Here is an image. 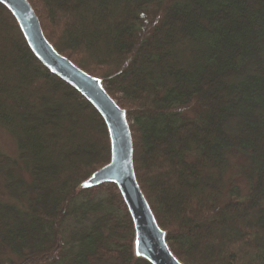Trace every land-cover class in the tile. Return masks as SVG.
<instances>
[{"label": "trees", "instance_id": "16d2710c", "mask_svg": "<svg viewBox=\"0 0 264 264\" xmlns=\"http://www.w3.org/2000/svg\"><path fill=\"white\" fill-rule=\"evenodd\" d=\"M27 1L125 110L137 182L177 259L264 264V0ZM0 127L16 147L0 150V264H150L116 186H83L110 160L102 117L1 4Z\"/></svg>", "mask_w": 264, "mask_h": 264}, {"label": "water", "instance_id": "95a60500", "mask_svg": "<svg viewBox=\"0 0 264 264\" xmlns=\"http://www.w3.org/2000/svg\"><path fill=\"white\" fill-rule=\"evenodd\" d=\"M0 4L15 19L34 57L90 103L107 127L110 160L95 170L83 186L92 188L105 183L116 186L133 223V249L137 257L150 264H183L170 250L166 233L158 225L137 182L132 135L125 110L107 93L99 78L83 71L51 45L27 0H0Z\"/></svg>", "mask_w": 264, "mask_h": 264}, {"label": "rangeland", "instance_id": "374dc122", "mask_svg": "<svg viewBox=\"0 0 264 264\" xmlns=\"http://www.w3.org/2000/svg\"><path fill=\"white\" fill-rule=\"evenodd\" d=\"M186 112L189 115H193V110L192 109H189ZM74 120H75L74 122H75L76 126H75V128L73 130L71 129L72 136L76 135L77 130H78V128H80V123H81L79 121L78 117L75 118ZM0 150L2 152H4L5 154H7V155L15 156V150H16L15 141H14L13 137L5 129H3L1 127H0ZM143 155L145 157H149V152L144 151ZM242 161H243V159H241L240 157L233 156L231 158V167H230V169L228 171V176H227V178L228 177H234L238 181L237 185H238V187L240 189V193L241 194L244 193V191L246 190V180L244 179V176L242 174L238 173V169H237V165L242 163ZM151 165H152V163H151L150 159H149V161L145 162V164H144L145 168H148L150 171H151V168H152ZM1 189H2V182L0 180V193L2 191ZM208 225H210V224L208 223Z\"/></svg>", "mask_w": 264, "mask_h": 264}, {"label": "snow or ice", "instance_id": "6c2138e0", "mask_svg": "<svg viewBox=\"0 0 264 264\" xmlns=\"http://www.w3.org/2000/svg\"><path fill=\"white\" fill-rule=\"evenodd\" d=\"M85 186H87V184Z\"/></svg>", "mask_w": 264, "mask_h": 264}]
</instances>
